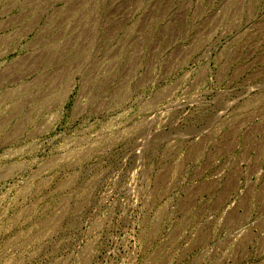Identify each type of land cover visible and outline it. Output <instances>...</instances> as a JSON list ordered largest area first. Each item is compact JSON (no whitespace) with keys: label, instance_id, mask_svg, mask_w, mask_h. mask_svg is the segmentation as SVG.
I'll use <instances>...</instances> for the list:
<instances>
[{"label":"rangeland","instance_id":"374dc122","mask_svg":"<svg viewBox=\"0 0 264 264\" xmlns=\"http://www.w3.org/2000/svg\"><path fill=\"white\" fill-rule=\"evenodd\" d=\"M0 264H264V0H0Z\"/></svg>","mask_w":264,"mask_h":264}]
</instances>
